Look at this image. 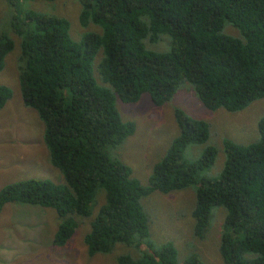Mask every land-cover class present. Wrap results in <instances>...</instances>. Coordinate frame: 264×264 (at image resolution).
Wrapping results in <instances>:
<instances>
[{"label":"trees","instance_id":"1","mask_svg":"<svg viewBox=\"0 0 264 264\" xmlns=\"http://www.w3.org/2000/svg\"><path fill=\"white\" fill-rule=\"evenodd\" d=\"M17 2L7 1L0 20V70L13 48L11 32L20 40L15 58L20 98L41 121L49 163L62 182L32 176L5 184L0 208L18 201L55 209L62 218L53 239L58 246L76 227L73 215L92 216L82 237L91 255L109 252L116 243L146 241L142 196L155 188L192 186L193 233L201 237L210 212L222 209L223 263L264 264V115L256 122L257 140L240 144L221 138L224 158L213 175L204 173L216 156L206 143L208 123L176 106L178 134L150 166L146 185L108 151L133 131V122L121 120L116 97L134 102L146 93L152 104L161 105L183 81L212 110L235 112L264 98V0H77L80 24L90 20L100 28L78 40L69 36L65 17L18 9ZM226 26L238 34L225 33ZM160 43L163 51L156 49ZM97 56L102 84L93 76ZM10 96L11 89L0 83V108ZM203 143L197 159L181 157L186 145ZM94 198L103 200L95 213ZM116 264L179 262L167 241L150 256L120 253ZM183 264L200 260L191 253Z\"/></svg>","mask_w":264,"mask_h":264},{"label":"rangeland","instance_id":"2","mask_svg":"<svg viewBox=\"0 0 264 264\" xmlns=\"http://www.w3.org/2000/svg\"><path fill=\"white\" fill-rule=\"evenodd\" d=\"M7 1L0 0V20L4 19L2 17L8 6ZM17 3L18 9L21 6L65 17L69 22L68 32L72 40H78L87 32H100L99 26L90 20L84 25L80 24L77 0H18ZM18 9L15 8L13 13ZM224 32L233 36L238 34L230 26L224 27ZM8 36L13 40V48L4 57L0 70V83L11 89L10 98L0 108V188L32 176L62 182L58 171L49 163L48 150L41 138L42 123L34 109L25 106L20 98L15 71L20 40L11 32H8ZM162 47L163 43H160L156 49L163 51ZM97 63L98 56L93 61V76L98 84H102ZM175 106L209 125L206 143L216 149V156L213 165L204 171L207 175H213L221 168L224 158L221 138L228 137L240 144L257 140L256 122L264 115V98L253 100L235 112L223 108L208 109L199 102L189 84L183 81L172 97L161 105L152 104L146 93H142L134 102H123L116 97L118 114L122 121L133 122V131L120 142L109 146V155L127 164L141 185H146L150 166L159 161L171 140L178 134L173 117ZM206 143L186 145L181 151V157L186 161L197 159ZM49 166V169L45 168ZM102 201L94 198L93 213ZM194 201L192 186L168 193L151 192L142 200L149 215L150 245L143 241L129 246L116 243L109 252L91 255L86 252L82 237L89 229L92 216L74 215L77 224L73 235L65 244L56 246L52 243V235L57 216L51 207L8 202L0 208V264H116V256L120 253L140 258L145 253L152 254L166 241L174 245L179 264H183L184 258L191 253L198 256L200 264H224L219 254L223 211L213 209L210 212L202 236L199 237L193 233Z\"/></svg>","mask_w":264,"mask_h":264},{"label":"clouds","instance_id":"3","mask_svg":"<svg viewBox=\"0 0 264 264\" xmlns=\"http://www.w3.org/2000/svg\"><path fill=\"white\" fill-rule=\"evenodd\" d=\"M17 83H18V78H17ZM46 148V147H45ZM47 150V149H46ZM48 152V151H47ZM153 191H156V192H161V191H159V189H154V190H152V191H150V192H148L146 195H144V196H142L141 198H140V203H141V205L143 206L142 208H144L145 209V207H144V205H143V202H142V200H143V198H145L146 196H148V195H150L151 194V192H153ZM169 191H165V192H161V193H168ZM54 210V212H55V215L57 216V219H56V221H55V228H54V232H53V235H52V243H53V239H54V234H55V232H56V230L58 229V222H59V219H62L58 214H57V212H56V210L55 209H53ZM145 211L147 212V210L145 209ZM144 211V212H145ZM72 213H67L65 216L67 217H69L70 215H71ZM147 218H148V225H149V215H148V212H147ZM73 218H74V215H73ZM75 219V218H74ZM76 221V220H75ZM76 228V227H75ZM74 231H75V229H74ZM74 231H73V233H74ZM73 233L68 237V239L73 235ZM148 237H149V230H148V235H147V239H146V241H143L145 244H147L148 246L150 245L149 243H148ZM67 239V240H68ZM66 240V241H67ZM65 241V242H66ZM65 242L63 243V244H65ZM167 242V241H166ZM62 244V245H63ZM84 244V243H83ZM163 244V243H162ZM56 246H58V245H56ZM61 246V245H60ZM152 251V250H151ZM98 253V252H97ZM152 253H153V251H152ZM146 254V253H145ZM144 254V256H146V255H151V254H146L145 255Z\"/></svg>","mask_w":264,"mask_h":264},{"label":"crops","instance_id":"4","mask_svg":"<svg viewBox=\"0 0 264 264\" xmlns=\"http://www.w3.org/2000/svg\"><path fill=\"white\" fill-rule=\"evenodd\" d=\"M9 202H13V201H9ZM6 203H8V202H6ZM20 203H23V202H20ZM5 204V203H4ZM2 242V241H1ZM2 244H3V242H2Z\"/></svg>","mask_w":264,"mask_h":264}]
</instances>
